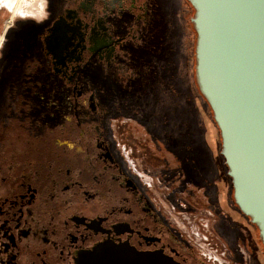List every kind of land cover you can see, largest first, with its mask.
Listing matches in <instances>:
<instances>
[{"label": "flooded vegetation", "instance_id": "1", "mask_svg": "<svg viewBox=\"0 0 264 264\" xmlns=\"http://www.w3.org/2000/svg\"><path fill=\"white\" fill-rule=\"evenodd\" d=\"M37 1L8 8L0 39V264H264L257 226L161 136L168 96L199 98L191 3ZM138 128L200 216L138 167Z\"/></svg>", "mask_w": 264, "mask_h": 264}, {"label": "water", "instance_id": "2", "mask_svg": "<svg viewBox=\"0 0 264 264\" xmlns=\"http://www.w3.org/2000/svg\"><path fill=\"white\" fill-rule=\"evenodd\" d=\"M196 78L221 135L233 198L264 246V0H188Z\"/></svg>", "mask_w": 264, "mask_h": 264}, {"label": "rangeland", "instance_id": "3", "mask_svg": "<svg viewBox=\"0 0 264 264\" xmlns=\"http://www.w3.org/2000/svg\"><path fill=\"white\" fill-rule=\"evenodd\" d=\"M37 0H19L18 5H21L24 9L32 8L36 5ZM10 11L8 10L7 4L0 0V39L2 40L3 27L8 18ZM0 40V44H1ZM1 46V45H0ZM189 96V97H187ZM183 95V101L186 103L187 107H195L194 111L197 123L201 129L204 130L203 141L205 147H209L213 151V157L215 158V163L217 166L216 176H214L213 183L216 187L215 195L216 200L226 201V204L234 202L233 198V188L229 176L227 175L226 168L222 163V157L219 153L220 141L218 137V131L214 124L209 120L206 115L207 111L204 110V106L200 102L199 98H192L191 95ZM203 123L204 126H201ZM197 126V125H196ZM196 135V134H195ZM133 139L136 141H141L147 150L141 151L139 148H136L133 144L128 143L130 150L133 148L134 154L132 158L135 160L138 167L142 170L149 171V173L155 178V181L158 179L159 183L155 182V190L159 191V195L164 197L167 195L169 206L174 204V200L181 199L190 204L189 209L183 212V215L188 217H196L198 211H205L206 207H201L198 209L196 202L202 201V193L200 190L195 188H186L183 186L182 179L183 177L176 171L178 161L175 158L173 153L167 152L165 149L156 147L155 144L151 141H145L146 133L144 129L138 128L133 130ZM200 139V138H199ZM133 146V147H132ZM214 199V198H213ZM228 201V202H227ZM194 220V219H193ZM192 220V221H193ZM195 222V227H199L203 232V226L200 219H197ZM198 229V228H197Z\"/></svg>", "mask_w": 264, "mask_h": 264}, {"label": "trees", "instance_id": "4", "mask_svg": "<svg viewBox=\"0 0 264 264\" xmlns=\"http://www.w3.org/2000/svg\"><path fill=\"white\" fill-rule=\"evenodd\" d=\"M199 97L204 110L206 109L207 111L206 115L218 131L220 141L219 153L227 172L228 167L224 156L221 154L222 140L220 130L214 119L213 111L200 89ZM168 99L171 101H169V105L165 108V111L164 109L162 111V115H165L166 118L164 119L161 116L158 119L162 130V139L179 154L182 164L185 163L187 165V168L184 166L183 169L186 173H190L198 184H213L214 176L217 174V166L213 157V151L209 147L204 148L205 143L203 141H198L203 140L204 130L200 128L199 123L194 118L196 113L194 111L195 107L193 105L192 107H187L181 97L177 99L168 96ZM204 124L201 126H204Z\"/></svg>", "mask_w": 264, "mask_h": 264}, {"label": "bare ground", "instance_id": "5", "mask_svg": "<svg viewBox=\"0 0 264 264\" xmlns=\"http://www.w3.org/2000/svg\"><path fill=\"white\" fill-rule=\"evenodd\" d=\"M6 4H7V6H8V8L9 9H19V10H22L23 9V7L21 6V5H18V2H19V0H3ZM22 11H24V10H22Z\"/></svg>", "mask_w": 264, "mask_h": 264}]
</instances>
